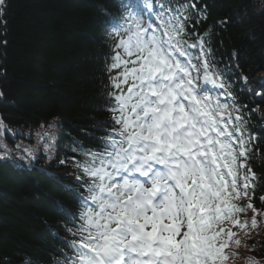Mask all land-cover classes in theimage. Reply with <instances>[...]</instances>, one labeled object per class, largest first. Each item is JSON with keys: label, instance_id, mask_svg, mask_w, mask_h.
<instances>
[{"label": "snow or ice", "instance_id": "obj_1", "mask_svg": "<svg viewBox=\"0 0 264 264\" xmlns=\"http://www.w3.org/2000/svg\"><path fill=\"white\" fill-rule=\"evenodd\" d=\"M258 3L264 11V0ZM7 5L0 0L3 35ZM117 6L119 18L106 11L102 21L111 40L103 61L107 131L95 148L73 141L75 182L49 173L76 203L73 211L54 202L72 225L71 255L54 264H228L240 257L233 249L247 248L240 236L251 238L264 223L251 165L264 137L248 128L231 69L218 67L215 25L199 31L208 4L118 0ZM6 128L0 119V135ZM38 135L48 154L51 134ZM0 148V160L11 159L8 146ZM16 156L29 165L38 158L30 148ZM259 200L264 204V195Z\"/></svg>", "mask_w": 264, "mask_h": 264}, {"label": "trees", "instance_id": "obj_2", "mask_svg": "<svg viewBox=\"0 0 264 264\" xmlns=\"http://www.w3.org/2000/svg\"><path fill=\"white\" fill-rule=\"evenodd\" d=\"M206 2L209 15L199 31L215 25L212 47L218 67L231 69L238 103L247 105L242 112L248 128L264 137V97L255 94L264 93L259 82L264 77V11L258 10V0ZM117 5L118 0H8L7 34L0 33V40H7L6 48L0 46V119L7 128L0 143L8 146L11 159L0 160V264H54L65 253L71 255L67 228L72 225L54 202L73 211L76 203L49 173L69 174L75 182L73 141L95 148L107 131L111 114L105 105L103 61L111 40L102 21L106 11L119 18ZM218 21L227 22L220 26ZM45 131L52 137L48 154L38 135ZM256 147L259 154L254 152L251 165L259 176L254 203L260 209L264 140ZM25 148L38 157L31 165L16 156ZM61 159H68V165H60ZM240 239L247 248L233 249L240 257L228 264H249L244 257L264 264V223L258 234Z\"/></svg>", "mask_w": 264, "mask_h": 264}]
</instances>
